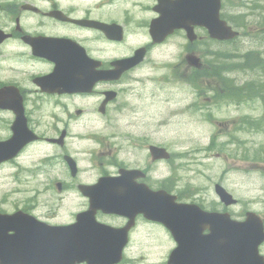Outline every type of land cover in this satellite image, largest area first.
Segmentation results:
<instances>
[{
    "label": "rangeland",
    "instance_id": "374dc122",
    "mask_svg": "<svg viewBox=\"0 0 264 264\" xmlns=\"http://www.w3.org/2000/svg\"><path fill=\"white\" fill-rule=\"evenodd\" d=\"M98 1L63 0L60 3L62 7L73 5L79 15L83 14V10L90 9L91 15L95 18L124 20V6L108 5V3L104 7H99ZM24 3L42 2L0 0V28L7 26L8 20L17 17L18 5ZM229 7L227 3L226 13ZM251 15L252 18L248 20L249 28L258 24L256 15L252 13ZM133 17L135 18L134 11ZM44 30L56 29L45 25ZM142 41L139 35L133 37L134 45H139ZM180 42V40L172 41L169 47L153 56V61L158 65L147 63L140 73L134 75L133 90L125 91L118 102L117 111H120V115L112 110L104 120L75 123L74 120L73 122L69 118H64L67 111L62 105L34 94L29 79L46 73L48 69L40 68L41 66L35 64L33 66L36 67L30 69V62L19 56L22 52L18 46L0 53V84L16 83L25 90L28 99L26 109L31 115L32 124L42 136H52L55 131L68 130L71 139L68 140L67 154L78 162V167L82 171L80 179L83 182H93L99 172L92 165L94 156L98 157V152L94 149L97 147V142L92 137L110 138V141L122 147L115 155L118 164H133V168L148 167L149 181L154 186H158L157 181L172 174L167 184L172 186V181H175L173 191L181 193L186 202L199 201L194 200L198 188L197 191H201L199 202L210 208L216 201L213 194L211 196L212 185L219 183L241 202L240 206L233 210L235 213L240 214L244 209L262 211L264 210V132H240L237 127L242 117L254 118L260 112L263 113L264 109L259 107L255 109L251 104L227 105L226 100L215 103L211 101L209 94L213 90L207 93L196 91L189 82L188 74H184L182 61L177 58L178 47L173 46ZM236 45L240 49L236 52L238 54L233 52L237 57H240L242 52L261 53L264 51V36L259 37L258 40L243 39ZM130 47L131 44L120 48L119 51H128ZM224 48L227 50H219L226 51L231 56L230 47L224 46ZM198 54L201 53H196ZM220 54L223 55L221 52ZM204 59L206 65V58ZM232 61L238 60L232 58L222 68L226 70L230 68ZM213 62L216 65L215 61ZM251 63L246 61V64L255 66ZM262 63L263 60L257 62L256 66L261 67ZM22 70L25 72L23 73ZM245 74L246 76L241 72L235 73L236 76L241 77L240 81H244L247 77L264 80L263 75L254 71H246ZM212 85L215 87L214 84ZM78 107L88 108L96 115L97 106L94 102L79 103ZM68 109L72 111L73 108L68 106ZM11 122L10 117L0 113V140L7 136V126ZM130 137L133 138V157L130 153L132 140ZM212 139L215 149L222 145L221 150L226 154L225 159H213L212 156L206 155L210 153L205 149L210 146ZM229 140L233 142L232 145L225 144ZM143 145L166 147L172 153L174 163L172 165H167V162L151 163L148 153L142 148ZM59 154L56 150L34 147L20 158L22 161L19 162L18 172L14 167L0 169L1 209L12 212L11 205L23 206L33 203L36 207L35 213L59 214L60 219H66L68 204H74L77 200L70 196L71 193H66L65 201L61 202L58 196L52 194L51 187L54 182H67L66 171L57 164ZM203 154L207 156L206 159H202ZM100 159L103 160L102 157ZM27 170L36 173L35 175L22 173ZM192 196H194L192 199H188ZM170 245L163 230L141 222L133 232V247L129 251L131 260L128 263L133 264V255H135L134 257L145 260L143 264H147L148 256L152 264H163L162 255Z\"/></svg>",
    "mask_w": 264,
    "mask_h": 264
},
{
    "label": "flooded vegetation",
    "instance_id": "af4514ba",
    "mask_svg": "<svg viewBox=\"0 0 264 264\" xmlns=\"http://www.w3.org/2000/svg\"><path fill=\"white\" fill-rule=\"evenodd\" d=\"M112 1H123V0H112ZM147 1V5H143L140 3H137L136 0H125V3L122 4V6H124L126 8L127 11V16L124 18L123 22H124V28H125V38L123 40V42L125 41H130V43L133 45V34L141 31L144 33V35L148 38L147 36V27L149 26L150 22L157 16L155 14V8L157 7V0H146ZM120 2V3H121ZM40 8L44 9H40L35 15L33 13H31L30 15H33L35 17L38 18H43L46 19L49 23H51L54 26H60V28L66 30L65 35L67 36H62L63 38H67V39H71L76 41L77 43H79L81 46H83L87 52V54L91 57H93V59H101L104 58L106 55L109 54V51L106 49L107 47L109 48H117L120 47L122 45V43L118 44L115 42V39L117 37V34L113 35L112 39L114 40H109L105 34L100 33L96 30H89V29H85L82 28L80 26L74 25L72 23H66V22H60L56 19H52V18H48V15L52 12H62L63 14H65L67 17H71V19H91L89 15H81V16H76L74 15L75 10L74 9H67L66 12L62 9H60L59 4L55 3H51L48 4L47 6L45 5H40ZM133 11L135 14V20L133 21ZM134 24V26H133ZM132 26L129 30L128 28ZM146 28V29H145ZM11 33H9L10 37L14 38V37H18L21 40V37L24 35H29V34H33L30 32H27L25 29L23 28H15L13 31H10ZM89 33H93L95 38L93 39H89L88 34ZM124 33V32H123ZM175 34H173V36L171 37V39L175 40L178 39L177 38V34L182 33L181 31H175ZM197 37L199 36H204L207 37L206 33L202 30H197ZM57 37V36H55ZM149 41V40H148ZM169 41V40H168ZM163 47V45L161 46H153V44H151L150 42H148V44H146L144 46V48L147 51V54H152L153 50L158 51L159 49H161ZM91 48H95V49H91ZM133 48V47H132ZM180 48V47H179ZM111 56L115 57V56H130V54H133V49L130 50L129 52H110ZM101 69H109V67L103 63ZM138 68L132 69L129 72H127L122 78L121 80H119L117 83H112V84H99L96 88V91H94L92 93L91 96L88 95H77V96H61L60 98L64 101H70V102H75V101H89L90 99H94L95 103H101L103 101V97L105 95L106 91H114L112 90L113 88H118V86H121L125 83L124 79L128 76H132L133 75V71L137 70ZM127 84V83H126ZM129 86V85H127ZM116 98L113 102L109 103L106 107V113L109 111L110 107H112L117 100L120 98L123 90L122 89H117L116 91ZM83 113L84 111L82 110H78L75 111V117L76 118H82L83 117ZM104 115V116H105ZM61 134L58 135V137H60ZM67 136V134H64V138ZM54 144H58L62 147V141L60 142H53ZM100 147L102 149H107L109 147V144L107 143H100ZM130 153L132 154L131 157H133V139L132 142L130 143ZM116 167L120 168H133V165H127L124 163L118 164L116 165ZM111 175H116L117 172L115 173V171H111L110 172ZM101 176L104 175H110L108 173H102L100 174ZM79 185V184H78Z\"/></svg>",
    "mask_w": 264,
    "mask_h": 264
},
{
    "label": "water",
    "instance_id": "95a60500",
    "mask_svg": "<svg viewBox=\"0 0 264 264\" xmlns=\"http://www.w3.org/2000/svg\"><path fill=\"white\" fill-rule=\"evenodd\" d=\"M219 0H211L209 12H196V22L205 25L213 37L219 38L223 37L225 34V29L223 25L218 20V9ZM186 19H189L185 14ZM62 69H65L66 64L62 62L60 64ZM1 152L0 160L12 157L17 152L13 150L10 154H3ZM102 189L99 188L94 193L93 205L99 207L100 205V195ZM92 219V218H90ZM1 220V218H0ZM12 219H10L11 221ZM91 227L84 231V243L78 245L79 256L87 261L89 264H96L97 261H102L103 264L107 260L111 259L114 255V250L112 243L108 242V237L110 236L107 231L98 228L90 222ZM9 229L15 231L14 237H8L6 232ZM32 231L25 225L22 220L15 221L12 225H6L0 223V263L1 264H15L13 261L18 257H22L25 253L26 241L30 237ZM37 246V244H35ZM31 252V250L29 251ZM69 251L63 245H58L54 249H49L45 244L37 250L31 252L26 259V264H68Z\"/></svg>",
    "mask_w": 264,
    "mask_h": 264
},
{
    "label": "bare ground",
    "instance_id": "6f19581e",
    "mask_svg": "<svg viewBox=\"0 0 264 264\" xmlns=\"http://www.w3.org/2000/svg\"><path fill=\"white\" fill-rule=\"evenodd\" d=\"M244 4H246V5H247L248 3H245V2H244Z\"/></svg>",
    "mask_w": 264,
    "mask_h": 264
}]
</instances>
